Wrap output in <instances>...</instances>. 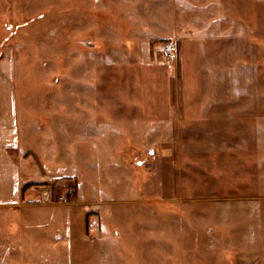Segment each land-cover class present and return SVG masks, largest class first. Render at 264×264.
I'll use <instances>...</instances> for the list:
<instances>
[{"label":"rangeland","instance_id":"1","mask_svg":"<svg viewBox=\"0 0 264 264\" xmlns=\"http://www.w3.org/2000/svg\"><path fill=\"white\" fill-rule=\"evenodd\" d=\"M6 77L12 264H264V0H0Z\"/></svg>","mask_w":264,"mask_h":264},{"label":"crops","instance_id":"2","mask_svg":"<svg viewBox=\"0 0 264 264\" xmlns=\"http://www.w3.org/2000/svg\"><path fill=\"white\" fill-rule=\"evenodd\" d=\"M23 122L17 111L14 78L0 79V264H12L17 257L23 259L20 255H12L7 241L16 239L20 246L23 239H31V229L38 225L37 208H41L21 203L19 182L27 177L9 153L17 147Z\"/></svg>","mask_w":264,"mask_h":264},{"label":"built area","instance_id":"3","mask_svg":"<svg viewBox=\"0 0 264 264\" xmlns=\"http://www.w3.org/2000/svg\"><path fill=\"white\" fill-rule=\"evenodd\" d=\"M176 52V44L173 41H169L165 43L163 46V53L167 58H171L175 55Z\"/></svg>","mask_w":264,"mask_h":264}]
</instances>
